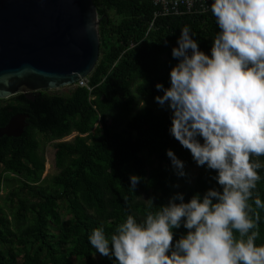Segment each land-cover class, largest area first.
Wrapping results in <instances>:
<instances>
[{
  "label": "trees",
  "instance_id": "1",
  "mask_svg": "<svg viewBox=\"0 0 264 264\" xmlns=\"http://www.w3.org/2000/svg\"><path fill=\"white\" fill-rule=\"evenodd\" d=\"M100 17L101 53L89 76L90 90L74 86L69 94L21 93L0 99V127L28 114L21 137H0V193L13 182L19 187L0 203V264H115L88 242L96 228L111 235L128 215L143 220L176 194L184 202L197 193L219 189L214 170L196 165L190 150L170 134L171 112L139 108L141 100L162 96L156 85L170 87L172 57L181 29L189 27L199 49L211 53L218 33L212 12L154 18L148 0H94ZM54 143L57 173L43 179L46 159L40 134ZM185 164L179 177L167 150ZM259 160L264 163V157ZM254 191L264 201V169ZM141 177L130 189V176ZM178 185V187H177ZM149 199L155 206L149 208ZM179 203V201H177ZM254 206V205H253ZM64 211L72 214L64 218ZM258 246L264 245V209ZM174 243L187 230H174Z\"/></svg>",
  "mask_w": 264,
  "mask_h": 264
},
{
  "label": "clouds",
  "instance_id": "2",
  "mask_svg": "<svg viewBox=\"0 0 264 264\" xmlns=\"http://www.w3.org/2000/svg\"><path fill=\"white\" fill-rule=\"evenodd\" d=\"M211 12L218 33L210 55L182 28L170 87L158 83L155 100L171 112L170 134L197 166L216 172L219 189L189 202L176 194L143 220L128 215L110 236L94 229L89 244L115 264H264V245L256 244L264 201L253 199L264 169V0H212ZM166 154L186 176L184 162ZM141 179L130 176L132 191ZM181 227L187 232L174 243Z\"/></svg>",
  "mask_w": 264,
  "mask_h": 264
},
{
  "label": "water",
  "instance_id": "3",
  "mask_svg": "<svg viewBox=\"0 0 264 264\" xmlns=\"http://www.w3.org/2000/svg\"><path fill=\"white\" fill-rule=\"evenodd\" d=\"M101 17L94 0H0V99L76 85L95 70ZM28 114L0 127L21 137Z\"/></svg>",
  "mask_w": 264,
  "mask_h": 264
},
{
  "label": "rangeland",
  "instance_id": "4",
  "mask_svg": "<svg viewBox=\"0 0 264 264\" xmlns=\"http://www.w3.org/2000/svg\"><path fill=\"white\" fill-rule=\"evenodd\" d=\"M74 86H76V85L65 86V87H62L59 89L48 90V91L51 93H57V94H69L71 89ZM12 97H14V96H12ZM9 98H11V97H9ZM9 98H7V99H9ZM143 102H144L145 106L152 107L153 109H155L156 111H159V112L167 109V108H162L156 102L155 99L141 100L140 104H143ZM139 108H140V106H139ZM77 135H78V133L74 132L62 140H50L48 138L47 134H40V136H39L40 141H41L40 154L45 156V159H46L45 173H44L43 179L46 177H52L54 174L57 173V168L55 165L56 147H55L54 143L60 142V141H72ZM1 170H2V167H0V171ZM199 171H200V167L197 166V164L192 167V174L194 176H196V174H198ZM18 187H19L18 183H15V182H13L12 184H10L8 186H5V188L0 193V203L3 205H7L8 203H7L6 199L9 198L10 193L15 191ZM64 213H65L64 218H70L73 216L72 214L68 213L67 211H64Z\"/></svg>",
  "mask_w": 264,
  "mask_h": 264
},
{
  "label": "built area",
  "instance_id": "5",
  "mask_svg": "<svg viewBox=\"0 0 264 264\" xmlns=\"http://www.w3.org/2000/svg\"><path fill=\"white\" fill-rule=\"evenodd\" d=\"M155 6L154 18L150 24L148 33L155 27L157 19L173 15L205 14L211 11L212 0H148ZM85 86L90 90L89 77L81 78L76 84ZM68 137V136H67ZM66 138V137H65Z\"/></svg>",
  "mask_w": 264,
  "mask_h": 264
}]
</instances>
